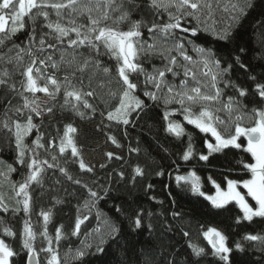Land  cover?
Wrapping results in <instances>:
<instances>
[{
	"label": "trees",
	"instance_id": "trees-1",
	"mask_svg": "<svg viewBox=\"0 0 264 264\" xmlns=\"http://www.w3.org/2000/svg\"><path fill=\"white\" fill-rule=\"evenodd\" d=\"M204 3L211 7H202L197 13L199 19L184 16L180 20L181 28L174 29L165 36L156 30L149 32V28L153 24L169 23V12L183 16V11L177 13L175 7L167 11L154 8L150 0H133L132 3L125 0L124 8L130 12V18L121 22L119 28L128 30L132 21H142L139 39L145 46L155 43L158 47H170L174 43H182L193 60L199 59L193 50L194 45L210 49L211 58L220 61L221 69H228L218 78V87L222 90L220 108L227 102L228 97H234L242 105H246L245 112L252 115L253 107L264 108V100L255 92V84L264 83V0H248L251 7L244 6L245 0H204ZM233 5H236L235 9ZM240 8H243V14L239 11ZM49 12L50 19L55 21L54 12ZM112 15L115 18L120 13L115 12ZM78 22L86 24L88 21L81 18ZM46 23L43 17H38L35 22L26 17L25 29L7 40L4 46H0V53H7L13 44L27 46L33 29L34 51L39 47L42 35L46 44H56L54 34L46 35L50 31ZM185 28H196L197 31L193 34L192 31L185 32ZM224 31L228 32L227 39L220 38ZM72 38H75L74 34ZM68 51L71 52L72 49ZM76 52L82 54V57L91 56L93 61H99L101 69L91 67L84 73L76 72L74 77L71 76L74 68L63 64L59 71L51 67L47 71L55 72L56 78L61 81L65 75H69L72 84L84 91L94 89L96 96L86 98L95 111L85 109L81 104L79 110L84 113L81 116L70 104L64 106L63 90L54 99L44 93L36 94L41 105L47 104L52 108V113L44 112L42 116L33 114V123L37 127L24 142L29 148H33V141L40 136L44 148L37 149L39 158L48 160L49 164L54 163L57 167L46 168L42 173V183H33L30 186L32 200L28 214H25L22 207L19 211H14L18 207V198L15 197L11 185L13 182L18 185L27 176V164L31 154L26 152L24 164L19 163L13 131L2 126L6 111L7 117L11 118L9 123L18 118L26 119V114L19 116L11 110L23 104L22 97L18 95L22 90V69L15 71L13 65L0 62V69L7 67L12 73L9 84L16 85L15 90L0 86V173H4L0 175V194L4 196L9 208L7 212L0 209V239H4L17 253L12 258L13 264H26L27 250L22 248L21 237L25 219L30 220L37 234L34 247L40 264H46L48 254L40 251L48 246L47 241L40 235L44 230L40 212L49 209L51 217L47 231L53 237L52 246L57 250L61 264H225L219 256L213 254L211 245L203 235L209 227L218 229L227 237V246L231 249L228 264H264V240L244 239L246 235L264 237V218L254 217L251 221L240 219L237 222V217H242L243 214L236 203L229 202L222 208H216L204 196L193 193L189 185L183 182L177 184L175 180L178 174L195 171L201 177V191L210 193L215 187L208 180L209 176L221 187L226 185L225 177L238 181L249 178L250 174L238 162H252L250 154L242 149L229 147L213 153L207 161L200 160V155H208L205 145V140L209 138L208 133L201 132L184 120L179 104L166 105L161 92L157 93L161 97L159 100H152L144 95L146 91L155 89L153 85L145 84V75L139 72L131 74L129 78L132 83L137 84L134 94L144 102V106L130 114L128 124L110 121L107 113L117 106L118 96L113 97L109 93H119L122 90V82L116 71V60L102 46L98 53L86 46L76 49ZM14 54L13 52L10 55ZM36 54L40 58L52 56L58 62L61 48H45L43 52ZM172 55L177 54L173 52ZM82 57L78 55V58ZM177 59L180 65L187 63L182 57L178 56ZM28 61L29 57L25 56V64ZM136 62L149 73L154 67L162 68L166 63L160 55L144 53L140 54ZM102 67H108L110 72L104 74ZM188 67L196 72L197 79L201 82L207 79L196 66L188 64ZM176 71L179 75L173 77L169 73L166 74V79L179 85L180 80L185 78L183 68H177ZM93 72L96 75L90 87L89 76ZM101 81L105 85L102 88L99 87ZM188 83L189 86H194L191 77L188 78ZM233 85L247 89L249 94L239 97ZM173 109L176 113L169 120L181 123L185 129L184 135L180 137L166 130L169 120H165L164 113ZM199 110V106L194 107V112ZM217 115L226 122L219 126V130L226 136L234 132V127L228 124L227 114L220 111ZM68 124L77 129L73 134L74 139L84 162L92 167L91 172L80 169L79 158L72 156L71 149L64 154L59 153V137L63 135ZM189 137L193 155L185 161L182 156L188 148ZM111 138H115V144ZM53 140L55 144L49 148V142ZM107 153L113 154L111 159ZM53 155L57 157L56 161L52 160ZM8 166L15 170L9 173ZM137 166L142 169V174L135 173ZM61 167L67 170L73 180H68L60 172ZM75 180H79L80 184L74 183ZM89 190L96 192L97 197H91ZM85 203L89 205L88 208L84 207ZM137 214L142 219L140 228L132 223ZM77 216H87L88 219L81 224L79 233L73 235ZM96 223L102 226L103 231L100 234L94 233L86 244L91 247L86 248L84 244L87 242V232ZM113 224L119 229L116 234H110ZM61 225L63 235L57 244L55 232ZM5 227L10 228L15 235L5 236ZM185 232L188 233L187 236L184 235ZM101 239L104 241L102 244ZM190 243L203 248L204 253L195 255ZM237 243L241 245L240 248L235 247ZM98 246L102 251H97ZM73 247H82L86 255L82 259L64 255L66 250Z\"/></svg>",
	"mask_w": 264,
	"mask_h": 264
},
{
	"label": "snow or ice",
	"instance_id": "snow-or-ice-1",
	"mask_svg": "<svg viewBox=\"0 0 264 264\" xmlns=\"http://www.w3.org/2000/svg\"><path fill=\"white\" fill-rule=\"evenodd\" d=\"M132 2L133 0H128V3ZM124 3L125 0H119V3H117V0H0V46H4L7 40H11L17 32L25 29L26 17L33 22L38 17H43L47 22L46 27L50 30L46 35L54 34V39L56 40V44H46L44 35H42L39 40V47L34 51L32 45L35 43V29H33V33L29 36V44L27 46L21 47L20 45L13 44L7 53H0V62L13 65L15 71L22 69L20 71L23 77L21 81L22 90L19 91L18 95L22 97L23 104L11 110L19 116L26 114V119L21 120L18 118L9 123L11 118L7 117L6 111V119L2 122V126L9 131H13L19 163L24 164L26 152L31 154L27 164L29 169L27 176L18 185L15 182L11 185L15 197L18 198L16 199L18 207L14 211H19L20 207H22L25 214L30 212L32 200L29 191L30 186L33 183H42V173L46 168L57 167L56 164H49L48 160H41L39 158L37 149L44 148L40 136H37L36 140L33 141L35 146L33 148H29L24 142L25 138L37 127L33 123V114L35 116H42L44 112L52 113V108L48 107L47 104L41 105L36 94L44 93L54 99L63 90L64 106L70 104L81 116L84 115L79 110L81 104L83 108L95 111L93 105L86 98L96 96L94 89L84 91L83 88H78L72 84L69 75H65L62 81L58 80L55 72L49 73L47 69L51 67L59 71L61 64H63L68 68H74L71 72V76L73 77L76 72L84 73L91 67L101 69L99 61H93L91 56L82 57V54H78L76 49L86 46L90 50L98 53L102 46L116 60V71L122 82V90L119 93H109L110 96H118V104L113 110L108 111L107 118L110 121L128 124L130 114L137 109H142L144 102L134 94L137 84L132 83L129 77L133 73H143L145 75V84L153 85L156 90L146 91L144 95L152 100H159L161 97L157 93L162 89H166L165 96L163 97L164 103L166 105L172 103L179 104V110L182 111L184 120L194 125L201 132L210 133L211 137L214 138V142L205 140L208 155H200V160L207 161L213 153L221 152L229 147L242 149L244 152L250 154L252 162H245L244 160L238 162L250 174L248 179L238 181L225 177L227 187L224 189L211 176L208 177V180L215 187V194L206 197L211 204L216 208H222L229 204V202L234 201L243 213L242 217H237V222L240 219L251 221L254 217L264 218V108L253 107L251 110L252 115H249L245 112L246 105H242L234 97H228L227 102L223 103L222 108L213 107L221 103L222 90L218 87V78L227 72L228 69H221L220 61L211 58V50H206L200 46L194 45L193 47V50L199 56L198 60H193L192 56L187 54L182 43L177 42L170 47L167 45L158 47L155 43L145 46L139 39L141 37L139 29L143 23L142 21H132L128 30H121L119 28L121 22L129 20L130 18V12L124 8ZM150 4L154 8H163L165 11L171 7H175L177 13L183 11V16L179 14L173 15L169 12V23L163 25L153 24L149 28V32L156 30L164 33L165 36L171 34L172 30L181 28L180 20L184 16L199 19L197 13L201 11V8L211 7L209 4L204 3V0H150ZM244 6L251 7L252 5L248 3V0H245ZM233 8L235 9L236 5H233ZM186 9H190V11H185ZM49 10L54 12L56 16L55 21L50 19ZM239 11L243 14V8H240ZM115 12H119L120 15L113 18L112 14ZM81 18H86L88 22L86 24L79 23L78 21ZM183 30L185 32L192 31L193 34L197 31L196 28H185ZM72 34H74L75 38H72ZM220 38L227 39L228 32L224 31L220 34ZM57 46L61 48V56L58 62L54 61L52 56L40 58L36 54L37 52H43L45 48L56 49ZM68 49H72V51L69 52ZM13 52L15 54L10 55ZM173 52L177 55H172ZM142 53L160 55L166 63L162 68L154 67L151 73L146 72L142 65L136 62ZM78 55L82 58H78ZM25 56L29 57V61L26 64ZM178 56L182 57L187 63L184 65L178 64ZM188 64L195 66L202 65L203 70L200 74L207 79L204 82L198 80L196 72L188 67ZM180 67L183 68V76L185 78L180 80L179 85L170 83L166 79V74L170 73L175 77L179 75L176 69ZM102 72L108 74L110 69L108 67H102ZM11 75L12 73L7 67L0 69V86H7L15 90L16 85L14 83L9 84ZM95 75L96 73L93 72L89 76L90 87ZM189 77L194 81V86H189ZM252 79L255 80L254 77ZM104 86V82L101 81L99 87L102 88ZM233 86L236 88L239 97H246L249 94L247 89L238 85ZM255 92L259 98L264 100V83H256ZM195 106H199L200 110L198 112L193 111V107ZM220 111H224L227 114L228 124L234 127V132H231L227 136L219 130V126L225 125L226 123L224 119H221L217 115ZM171 115V111H165V120H169ZM246 124H250L251 126H246ZM166 130L177 137L185 133V129L181 123L170 120ZM76 131L77 129L71 124L65 126L63 135L59 137V153L64 154L66 150L71 149L72 156L79 158L80 169L91 172L92 167L84 162L76 145L73 135ZM241 138L246 140V145H242L239 142ZM111 139L115 144V138ZM190 141L191 137H189L188 148L182 156V159L185 161H188L193 155V148ZM54 144V140L50 141L49 148L53 147ZM107 156L111 159L113 154L107 153ZM56 159L57 157L53 155L52 160L56 161ZM103 166L101 165V167ZM14 170L11 166H8L9 173ZM59 170L67 176L68 180H73V177L68 175L65 168L61 167ZM134 171L136 174H142V169L139 166ZM0 175H4V173H0ZM175 180L177 184L183 182L189 185L193 193L201 196L205 195L201 191V177L195 171H190L184 175L178 174L175 176ZM74 183L80 184V181L75 180ZM240 185L247 190L246 195L255 202V207L249 204L245 195H242L238 190V186ZM89 191L91 197H97L98 194L96 192ZM56 202L60 203L59 200ZM88 206L85 203L84 207L88 208ZM0 209L5 212L9 210L2 194H0ZM40 215L44 221V230L40 235L44 237L48 245L46 248H41L40 251L48 254L46 264H61L58 252L52 246L53 237L47 231V225L51 217V209L48 211L41 210ZM86 219H88L87 216L83 218L77 216L73 235L79 233L81 224ZM132 223L136 228H140L142 225L140 215L137 214L134 220H132ZM62 229L63 225L56 228L55 241L57 244L62 238ZM118 231L119 229L113 224L110 229V234H116ZM3 232L5 236L15 235L7 227L3 229ZM36 235L30 220L25 219L23 221L21 237L22 248L27 250V264H40L38 252L34 247ZM184 235L187 236L188 233L185 232ZM203 235L211 245L213 254L219 256L225 264H228V254L231 252V249L227 246V237L214 227H209ZM244 239L256 241L264 240V237L246 235ZM103 242V239H101L100 243L102 244ZM189 246L197 256L204 253V249L198 245L190 243ZM85 247H91V245H86ZM235 247L240 248L241 245L237 243ZM97 251H102V248L98 246ZM16 255L17 253L13 248L4 239H0V264H13L12 258ZM85 255L86 251L84 249H78L75 253V258L82 259Z\"/></svg>",
	"mask_w": 264,
	"mask_h": 264
},
{
	"label": "rangeland",
	"instance_id": "rangeland-1",
	"mask_svg": "<svg viewBox=\"0 0 264 264\" xmlns=\"http://www.w3.org/2000/svg\"><path fill=\"white\" fill-rule=\"evenodd\" d=\"M195 66V65H194ZM197 68H199V70H200V72L203 70V66L202 65H199V66H196ZM153 89H155V88H153ZM156 91V90H155ZM159 92H161L162 93V95H163V97L165 96V93H166V89H162L161 91H159ZM164 92V93H163ZM220 104H216V105H214L213 107H215V108H220ZM193 111H194V107H193ZM172 112V114L173 113H176V110L175 109H173V111H171ZM183 119H184V116H183ZM208 135H209V138L207 139V140H209L210 142H214V138L213 137H211V134L210 133H208ZM242 145H246V140L243 138V142H242V138L240 139V141H239ZM190 172V171H189ZM248 179V178H247ZM240 181H242V180H240ZM226 187H227V184L224 186V187H222V188H224V189H226ZM238 190L241 192V194L242 195H245V198L248 200V202H249V204H251L253 207H255L256 205H255V202L250 198V197H248L247 195H246V193H247V190L246 189H244L243 188V186L242 185H240V186H238ZM205 193V192H204ZM215 194V189L212 191V192H210V193H205V195H204V197L206 198L208 195H214ZM207 199V198H206ZM208 200V199H207ZM209 201V200H208ZM232 202H234V201H232ZM235 203V202H234ZM238 206V205H237ZM241 211V210H240ZM241 213H242V211H241ZM243 214V213H242ZM97 230H99V231H97ZM101 231H103L102 230V226L99 224V223H96V224H94V226L91 228V229H89L88 230V232H87V235H86V240L85 241H87L84 245H86L88 242H90L89 240L94 236V233L95 234H100L101 233ZM207 240V239H206ZM208 241V240H207ZM78 249H82V247H73V248H71V249H68V250H66L65 251V254L64 255H66L68 258H69V255H71L72 257L74 256L75 257V253H76V251L78 250Z\"/></svg>",
	"mask_w": 264,
	"mask_h": 264
},
{
	"label": "water",
	"instance_id": "water-1",
	"mask_svg": "<svg viewBox=\"0 0 264 264\" xmlns=\"http://www.w3.org/2000/svg\"><path fill=\"white\" fill-rule=\"evenodd\" d=\"M188 173V172H187ZM186 174V173H185ZM26 264H27V259H26Z\"/></svg>",
	"mask_w": 264,
	"mask_h": 264
}]
</instances>
